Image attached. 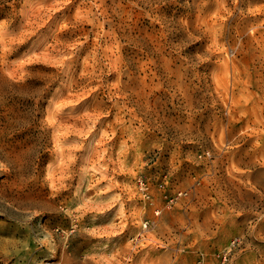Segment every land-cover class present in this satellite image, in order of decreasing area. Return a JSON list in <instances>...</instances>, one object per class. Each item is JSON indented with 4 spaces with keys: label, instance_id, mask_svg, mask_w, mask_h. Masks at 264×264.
<instances>
[{
    "label": "rangeland",
    "instance_id": "rangeland-1",
    "mask_svg": "<svg viewBox=\"0 0 264 264\" xmlns=\"http://www.w3.org/2000/svg\"><path fill=\"white\" fill-rule=\"evenodd\" d=\"M0 264H264V0H0Z\"/></svg>",
    "mask_w": 264,
    "mask_h": 264
},
{
    "label": "bare ground",
    "instance_id": "bare-ground-1",
    "mask_svg": "<svg viewBox=\"0 0 264 264\" xmlns=\"http://www.w3.org/2000/svg\"><path fill=\"white\" fill-rule=\"evenodd\" d=\"M9 199V198H8ZM27 226V225H26ZM26 245V244H25ZM8 254V253H7ZM21 257V256H20Z\"/></svg>",
    "mask_w": 264,
    "mask_h": 264
}]
</instances>
